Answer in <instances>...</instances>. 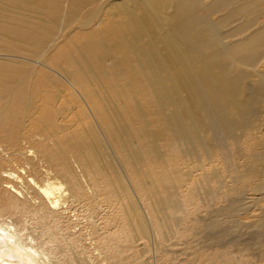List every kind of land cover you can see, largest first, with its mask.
<instances>
[{"label":"bare ground","instance_id":"bare-ground-1","mask_svg":"<svg viewBox=\"0 0 264 264\" xmlns=\"http://www.w3.org/2000/svg\"><path fill=\"white\" fill-rule=\"evenodd\" d=\"M76 1L88 6L93 0H73L74 6ZM5 3L40 10L45 17L55 16L58 4L0 0V11ZM75 20L88 37L77 45L65 36L54 55L46 53L54 43L51 26L13 25L0 13V32L30 44V55H45L68 67L70 73L65 75L76 85L74 93L102 124L133 186L154 214L158 232L174 233L180 226L175 215L184 210L172 200L182 188L181 180L173 177L179 171L154 176L142 174L141 168L146 160L165 166L169 156L177 153L183 166L191 169L182 176L193 179L187 199L212 196L224 203L221 209L209 211L208 219L198 217L204 226L195 229V236H202L206 249L252 250L254 262L246 264L264 261V153L252 146L247 162L238 164L244 157L239 145L247 136L264 148V72L260 70L264 67V0H104ZM29 71L0 65V129L9 137L7 145L0 142V264H81L78 258H70L67 248L84 249L82 231L73 232L74 226L65 225L64 215L72 209L84 210L99 229L95 201L107 194L127 225L137 219L135 226L145 237L147 229L120 175L105 177L106 189L93 199L85 195L68 153L79 158L87 149L86 166H98L103 142L91 126L85 135L75 130L50 97L40 98L45 90H29L27 83L36 81ZM37 72L48 73L35 69L34 75ZM122 120L126 123L120 126ZM34 136L40 139L22 146L25 138ZM228 142L235 144L233 151ZM219 159L234 184L253 180L246 189L251 197L228 198L232 189L215 166ZM212 182L218 187L208 188ZM160 188L165 199L157 197ZM252 214L255 220L244 223L243 217ZM235 227L238 240L232 236ZM133 237L127 227L111 240L95 236L98 257L91 262L124 264L129 249L120 243Z\"/></svg>","mask_w":264,"mask_h":264},{"label":"rangeland","instance_id":"rangeland-1","mask_svg":"<svg viewBox=\"0 0 264 264\" xmlns=\"http://www.w3.org/2000/svg\"><path fill=\"white\" fill-rule=\"evenodd\" d=\"M53 1L58 3L55 16L50 15L45 17L40 10L18 7L12 3H5L2 5L3 9L0 13L6 17V21L13 25L19 26L17 24L18 22L20 24L28 23L34 27L51 26L54 30V35L52 37L54 43L46 50V53L48 55H54L59 52V47L56 48V45L62 42L65 36H69L71 41L77 45L84 42V39L88 37V34L81 33V29L78 27L79 23L76 22L75 17L81 18L86 11L97 9L100 7V3L104 0H93L88 6H82L83 4L78 3L77 1L76 4L78 6H74L73 0ZM30 46V44L23 40L8 37L5 33L0 32V65L10 66L16 69H29V75L35 77L36 80L34 81L32 79V85L27 83L29 90H45V92L41 93L40 98L43 100L44 98L50 97L55 106L63 111L67 121L75 125V130L79 129V133L85 135V129L89 126L95 130L104 145L103 160L98 166H86L84 156L89 155L87 149H83L80 152L79 158L74 153H68L70 167L76 176L77 182L83 189L85 195L93 199L96 193H102L106 189L104 181L105 177L111 179L115 178L116 175H120L125 181L132 200L137 208V213L147 229L146 236L142 237L139 229L135 226V224L137 225L136 218L127 225L120 216L121 212L118 209L119 206H114L111 203L110 194H107L106 197L100 196L95 201L96 207L94 214L99 229L90 223V217L84 210L72 209L66 211L64 215V224L66 225L65 222H68L74 226L75 229L72 230L73 232H78L81 229L85 240L84 249H82L80 245H76L72 249L70 247L67 248L70 258L73 260L75 257L78 258L81 264H94L91 262V258L98 257V253L94 250L96 242L94 237H99L102 241L107 239L111 240L117 237L119 229L127 227L128 231L133 234L134 237L132 240L123 239L120 243L121 247L129 249L123 255L124 264H140V261H144L146 264H246L248 261L254 262V257L251 256V254H253L252 250L243 251L241 246H235L225 250H220L214 247L206 249L203 244L202 236H195V229L204 226V223L197 222L198 217L208 219V212L221 209L224 203L221 197L214 200L212 196H209L208 198L196 197L190 200L187 199L191 197V189L194 186L191 184L193 179L189 180L185 175L184 178H182V176L185 173L191 172V169L183 166V162L177 153H173L169 156V158H171L166 162L165 166L157 167V163L146 160L144 167L141 168L142 174H152L154 176L156 174L163 176L168 172H174V170L179 171V173H176L173 177L181 180L180 184H182V188L172 197V200L177 201L184 210L175 215V219H179L180 221V226L176 228L174 233L164 231V234H162L161 232H158V229L154 225V214L151 212L148 203L141 197L137 187L133 186L127 167H124V163L122 162L120 155L117 153V150L107 139L102 124L100 127L96 116L89 106L83 102L78 94L74 93L76 92V85L65 75V73H70L68 67L64 63L59 64L57 61H52L50 59L51 57L45 55H42L39 58L30 55ZM9 47L14 48L15 51H9ZM44 62H47L51 68L44 64ZM35 69L44 70V72L48 73L44 74L37 72V74L34 75ZM45 69H54L55 71L50 72ZM260 70L264 72V67L260 66ZM54 79L56 81H54ZM72 94H74L75 98ZM57 98L58 100L56 102ZM125 123L126 121L124 120L119 121L120 126L125 125ZM134 127H138V124L134 123ZM3 132L4 128L0 129V142L5 143V140H8L9 137L5 136ZM12 132L15 134L18 133L15 130H12ZM20 134L22 135L24 133L21 132ZM38 139H40L38 136L29 137L27 139L25 138L22 146L27 148L30 142ZM239 146L243 151L244 157L238 161V164H244L247 162L249 156L252 154V146L256 149H261L264 153V148L258 144L256 145L249 136H247ZM228 148L230 151H233L235 144L228 142ZM215 166L223 172L224 179L228 181V185L232 189L231 192L228 193V198H231L230 200H234L239 194L240 196L249 194L248 196L251 197V193L246 192V189L251 187L253 183L252 179H242L237 184H234L231 178L227 177L225 167L220 159L219 164L217 163ZM39 170L44 173L45 168L42 167ZM99 170L101 173L98 172ZM206 170H210V168H207ZM240 173V171L239 173H234V176H238ZM217 187L218 185L215 182H212L208 186V188ZM234 189L237 190L234 191ZM21 190L26 197V192H24L23 189ZM222 191L226 192L228 191V188L225 187ZM201 193L204 194V192ZM157 197H159V199L166 198V194L162 193L161 188ZM25 200L33 206H37L38 204H35L34 201H31L28 198ZM38 201L39 199L37 202ZM262 205L264 206V204ZM155 209L158 211L157 206H155ZM253 212L256 214L255 210H253ZM254 214L244 216L243 222L250 223L254 221ZM220 220L222 221L223 218ZM230 220L231 219L228 218L225 221ZM233 229L232 236L234 240H238V227ZM138 257H140V259H138ZM100 262L101 264H104L101 260ZM95 264H98L97 260L95 261ZM259 264H264V261H260Z\"/></svg>","mask_w":264,"mask_h":264}]
</instances>
